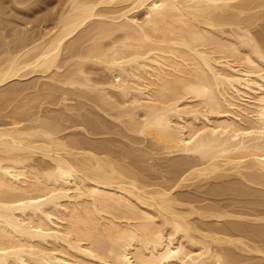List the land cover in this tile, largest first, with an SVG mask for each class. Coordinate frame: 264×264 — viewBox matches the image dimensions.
<instances>
[{"label": "bare ground", "instance_id": "obj_1", "mask_svg": "<svg viewBox=\"0 0 264 264\" xmlns=\"http://www.w3.org/2000/svg\"><path fill=\"white\" fill-rule=\"evenodd\" d=\"M55 6L0 28V264H264V0Z\"/></svg>", "mask_w": 264, "mask_h": 264}, {"label": "rangeland", "instance_id": "obj_2", "mask_svg": "<svg viewBox=\"0 0 264 264\" xmlns=\"http://www.w3.org/2000/svg\"><path fill=\"white\" fill-rule=\"evenodd\" d=\"M2 2H0V5L2 4V3H4V4H2L1 6H0V12H2L1 10H2V7H4L3 8V15H2V13H1V15H2V17H1V15H0V17L2 18V20H0L2 23L0 24V28L2 29L3 27H2V24L4 23V25H5V23L8 25V27H6L5 28V26H4V28L7 30V28L9 29L11 26L13 27V25H10L9 26V24L11 23V24H14V27L13 28H15V29H18V30H20V29H23V28H30V26L31 27H35L36 26V24H38L39 23V18H41L42 17V15L44 16L45 14H47V12L49 11H52V10H54L55 8H56V1L57 0H46L45 2H44V4H42L43 5V7H42V5H40V4H38V5H34L33 7H31L30 9L34 12V13H32V11H30V9H28L27 11L23 8V7H20V5H18V4H15V5H13L12 4V2H11V0L9 1V0H1ZM20 2H21V4H24V5H22V6H26V5H29L30 3H31V1H34V0H30V1H27V0H25V1H23V0H19ZM55 3H54V2ZM10 2H11V4H10ZM9 3V4H8ZM28 3V4H27ZM47 3V4H46ZM55 4V5H52V4ZM8 5V6H5V5ZM9 5H11L10 7H9ZM14 6V7H13ZM35 6H37V7H39L38 9H37V7L35 8ZM45 6V7H44ZM53 6V7H52ZM7 8V10L9 11V12H11V13H9V16L8 17H10V15H11V17H10V19L6 16V14L8 15V12H7V10H6V8ZM16 7H18V8H16ZM41 7V8H40ZM49 7V8H48ZM51 7V8H50ZM9 8V9H8ZM21 8H23V10L25 11H23ZM35 8V9H34ZM44 8H46V9H44ZM19 9V10H18ZM48 9H51V10H48ZM11 10V11H10ZM35 10H36V12H35ZM5 11V12H4ZM46 11V12H45ZM17 12V13H16ZM23 12H24V14H23ZM31 12V13H30ZM42 12H43V14H42ZM45 12V13H44ZM49 12H48V14H49ZM22 15H21V14ZM28 15H27V14ZM29 13H30V15H29ZM36 13V14H35ZM5 14V15H4ZM17 14V16H15ZM20 14V16L18 17V15ZM27 15V16H26ZM41 15V16H40ZM3 16H5L6 18H7V20H9V21H11V22H9V21H5V17H3ZM29 16V17H28ZM37 16H38V18H37ZM16 17H17V19H16ZM0 18V19H1ZM5 18V19H4ZM14 18V19H13ZM28 18V19H27ZM27 19V20H26ZM34 19H36V20H34ZM34 21V22H29V21ZM27 24V25H26ZM27 26V27H26ZM11 27V28H12ZM11 28L9 29V30H11ZM5 29H3L4 31V33H9L8 32V30L5 32ZM17 31V30H16ZM0 32H2L1 30H0ZM4 33H0V34H4ZM10 35H11V33H9ZM9 34H5L6 36H8ZM10 35H9V37H10ZM9 37L7 38V41L9 42V40L11 41L12 40V38L11 39H9Z\"/></svg>", "mask_w": 264, "mask_h": 264}]
</instances>
